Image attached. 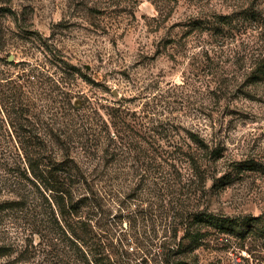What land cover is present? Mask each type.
Segmentation results:
<instances>
[{
    "label": "rangeland",
    "instance_id": "rangeland-1",
    "mask_svg": "<svg viewBox=\"0 0 264 264\" xmlns=\"http://www.w3.org/2000/svg\"><path fill=\"white\" fill-rule=\"evenodd\" d=\"M263 58L264 0H0V184L17 173L1 166L18 161L19 128L51 131L48 155L67 157V146L88 171L103 152L54 133L91 126L100 145L111 132V188L94 183L112 197L94 223L137 225L154 241L176 233L180 264H264V78L253 81ZM35 191L41 217L53 203ZM14 197L0 185V202ZM11 217L0 246L19 244L0 264H57L37 236L35 253L19 254L31 227Z\"/></svg>",
    "mask_w": 264,
    "mask_h": 264
},
{
    "label": "trees",
    "instance_id": "trees-1",
    "mask_svg": "<svg viewBox=\"0 0 264 264\" xmlns=\"http://www.w3.org/2000/svg\"><path fill=\"white\" fill-rule=\"evenodd\" d=\"M253 74V81L264 78V58L256 66ZM6 96L4 99L9 105L8 95ZM16 106L15 104L9 105L10 112ZM22 110L17 107L16 113L17 115L19 113V117L22 116ZM34 116L37 121L41 120L37 114H34ZM90 119L91 115L89 114L85 124ZM27 122V125H29V118ZM19 131L25 135L27 140H25V145L19 147L18 161L13 163L7 161L1 166V168L8 169V171L11 168L17 169L16 175H11L14 177L10 181V185H13V187L3 184L8 181V178L4 181L1 179L3 183L0 184L2 189L8 188L11 192H15L16 196L0 202L1 221L3 219L12 220L11 216H13L16 220H22L24 226L31 227L29 237L23 239L26 243L21 246L19 254L26 255V258L29 254H34L36 250L34 237L37 236L40 243L39 251L51 255L53 261L57 259V264H76L75 261L82 262L81 264H157V262H152L157 259H163L167 264L181 263L174 257L179 253L180 247L183 246L181 242L176 241V233L171 236L172 240L168 237L162 241H154L146 239L147 237H144V235L147 233V229H143L142 233L137 225L130 226L129 231L122 230L118 232L117 229L113 231L111 228L105 227L104 224H98V220L100 222L102 217H99L94 223L91 216L95 214V211L99 212L105 201L106 203L107 201L110 202L109 198L112 197L110 189H106L104 185L100 187L98 183H94L95 180L99 179L110 187L109 183L112 178L109 172L114 154L111 142L114 138L111 136V132H108V141H103L100 145L98 142H93L96 133L91 126L86 125L81 129H73L71 132L60 131L57 132L58 134L54 133L56 141L65 145L66 135L68 138L76 137L77 142L81 144L80 150L83 153L92 154L93 157L95 155L99 156V151L103 152L100 157L96 158L95 163H87L93 166H90L91 171H88V166L74 156H69L70 150L67 146L65 147L67 157L58 159L54 155H48L50 148L47 139H49L48 135L51 137V131H43L38 128L28 129L24 133L19 128ZM191 140L200 149H206L211 153L217 152L216 148L209 150L206 140L194 133L191 134ZM174 152L179 156L187 157L190 163L198 160L197 155L192 156V153L183 147H175ZM99 173L100 177L96 178L95 176ZM2 177H6V175H0V178ZM70 181L80 183V197L76 200L74 191H71ZM35 190L42 193L50 191L48 197L52 199L53 203L52 210L46 211L45 215L42 214L41 217L37 211V205L33 201ZM51 194L53 197H51ZM123 202L121 204H124ZM55 204H57V207ZM61 206L63 209H61ZM85 211L87 212L86 215L82 214ZM220 229L224 230L225 228L221 227ZM153 232L155 236L158 235L157 229H153ZM165 232L167 233V230ZM18 244L13 242L3 243L0 250L4 254L11 250V246ZM246 264H251V262L248 260Z\"/></svg>",
    "mask_w": 264,
    "mask_h": 264
},
{
    "label": "water",
    "instance_id": "water-1",
    "mask_svg": "<svg viewBox=\"0 0 264 264\" xmlns=\"http://www.w3.org/2000/svg\"><path fill=\"white\" fill-rule=\"evenodd\" d=\"M10 59H12V57H10ZM116 94V93H115Z\"/></svg>",
    "mask_w": 264,
    "mask_h": 264
}]
</instances>
